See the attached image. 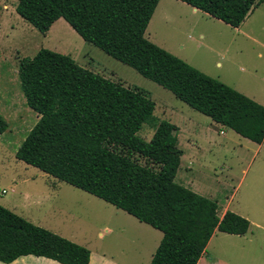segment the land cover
Masks as SVG:
<instances>
[{
    "label": "trees",
    "instance_id": "obj_1",
    "mask_svg": "<svg viewBox=\"0 0 264 264\" xmlns=\"http://www.w3.org/2000/svg\"><path fill=\"white\" fill-rule=\"evenodd\" d=\"M160 0H18L43 34L60 18L86 41L171 91L193 109L262 142L264 105L146 37ZM238 28L264 0H182ZM21 90L40 118L16 157L162 231L150 264H198L216 231L244 235L250 221L177 181L179 127L155 114L148 91L126 86L71 55L41 48L19 63ZM154 129L150 140L139 132ZM9 127L0 114V135ZM35 255L89 264L91 250L0 203V261Z\"/></svg>",
    "mask_w": 264,
    "mask_h": 264
},
{
    "label": "rangeland",
    "instance_id": "obj_2",
    "mask_svg": "<svg viewBox=\"0 0 264 264\" xmlns=\"http://www.w3.org/2000/svg\"><path fill=\"white\" fill-rule=\"evenodd\" d=\"M17 2L0 0V8L4 9V5L11 8ZM190 14L192 21L189 20L185 32H176L172 27L174 21L164 18L169 24L166 25L163 19L161 22L155 19L146 37L166 45L186 57L189 61H185L195 68L264 105V1L238 28L212 18L197 22ZM2 26L0 114L9 122L8 129L0 135L2 205L78 244L111 253L121 262L137 251V264H147L163 236L162 231L126 211L16 157L19 145L39 120V114L27 105L21 90L19 63L24 57H33L39 49L48 48L69 54L81 66L126 86L148 91L156 103L157 117L170 121L171 115L182 126L177 136L179 147L184 151L183 169L190 164L193 153L200 154L201 163H195L189 175L179 168L177 181L189 187L185 181L187 176L210 186L203 195L218 203L219 214L228 207L250 221L244 235L217 232L200 264H216L217 261L264 264V143L258 146L227 127L212 125L209 116L86 42L63 18L47 34L38 31L17 12H9ZM199 28L206 33L203 40L196 35ZM191 121L195 122L197 134L189 131ZM153 133L154 129L148 125L139 132L146 140H150ZM191 138L198 141L199 150L192 145Z\"/></svg>",
    "mask_w": 264,
    "mask_h": 264
},
{
    "label": "crops",
    "instance_id": "obj_3",
    "mask_svg": "<svg viewBox=\"0 0 264 264\" xmlns=\"http://www.w3.org/2000/svg\"><path fill=\"white\" fill-rule=\"evenodd\" d=\"M2 10L6 11V13L4 11H2ZM9 12L11 14L13 12H17L16 11V5L13 6V7H11V8L8 5H4V9L3 8H0V29L3 27L2 26V22H3L4 18L6 17V15H8ZM190 13H192V15L194 17H196L197 22L200 19H204V20L207 21V19L212 18V19L218 20L219 22H222V23L226 24L222 20H219L217 18H214V17L210 16L209 14H207V13H205V12H203V11H201V10L193 7V6H191L190 4H188V3H186V2H184L182 0H160L159 3H158V5H157V7H156V10H155V12L153 14V17H152V19H151V21L149 23V26L151 24H154L155 19L156 20H159L161 22L162 19L164 20V18H167L170 21H174L175 24L172 27H174V30L176 32H181V31L185 32L186 31L185 29H187V25H189V23L192 21V16H191ZM189 20H191V21L189 22ZM164 21H165L166 25H169L168 24V21H166V20H164ZM55 23L52 25V27L50 28V30L53 28V26L55 25ZM149 26H148V28H149ZM148 28H147V31H148ZM199 30L200 31L197 32V34H196L198 36V39H201V40L205 39L206 38V33H204L203 29H200L199 28ZM149 39H151V38H149ZM152 41H154L157 44L159 43V45L161 44L160 42H157L156 40H152ZM161 45L163 47L167 48L166 45L165 46H164V44H161ZM167 50L172 51L169 48H167ZM173 53L175 55L183 58L184 60L189 61V60H187L186 57L182 56L181 54H178L176 52H173ZM39 118H40V116H39ZM168 119L170 120V122L175 123L179 127V130L177 131V135L180 132H182V126L179 123L176 122V120H175L176 118L175 117H171V115H170L168 117ZM189 120H190V118H189ZM191 124H193V125L190 126V124H189V126H188V127H190L189 128V131L192 132V134H197L198 132H197L196 127L194 125L195 122L194 121H191ZM212 125L217 126V127L220 126V125L221 126H224V127H227V126L222 125V124H219V123H217L215 121H213ZM227 128L230 129V130H232V131H234L236 134H238V135H240L242 137L248 138L249 140L257 143L258 146H261L264 143V139H263L262 142H258L256 139L243 136L242 134L238 133L233 128H230V127H227ZM220 132L225 134V132L223 130H220ZM191 141H192V145L195 146L199 150L200 147L198 146V141L197 140H194L193 138H191ZM199 155H200L199 153H193L190 156V158H189L190 159V164L185 165L184 169H183V166L180 165V167H182L181 170H184L187 173L186 175H189V173L193 170V168L195 166V163H201L200 162L201 158H200ZM182 157H184V153H183V156ZM181 164H182V162H181ZM185 181L188 183L189 187H193L191 189H193L194 191H196V192H198V193H200L202 195L205 194V193H207L208 191H206L205 189L207 187H210V186H208L206 184H202L200 181L198 182L195 179H191L190 177L188 178L187 176H186ZM227 210H230V209L228 207H226L224 209V211L222 213H220L219 215L222 217ZM217 232H219V231H216L215 234ZM211 240H212V238H211ZM159 244H157V245L159 246ZM82 245H84V244H82ZM157 247H156V249H157ZM88 248L91 250V258H90L89 264H137L138 261H139V260H137V258H138L137 251H135L134 254L131 253L128 256V260H124V262H121L120 260H118L117 258H115V256H113L111 253L108 254L106 251L94 250V249H92L90 247H88ZM152 257H153V254H152V256H150V259H148L147 264H150V262L152 260ZM202 261H203V256L199 260L198 264H200ZM218 262L219 261H217L216 264H222V263H218ZM0 264H62V263H60V262H58V261H56L54 259L44 257V256L26 255V256L19 257L18 259L14 260L11 263H4V262H1L0 261Z\"/></svg>",
    "mask_w": 264,
    "mask_h": 264
},
{
    "label": "built area",
    "instance_id": "obj_4",
    "mask_svg": "<svg viewBox=\"0 0 264 264\" xmlns=\"http://www.w3.org/2000/svg\"><path fill=\"white\" fill-rule=\"evenodd\" d=\"M3 192H5V190H3Z\"/></svg>",
    "mask_w": 264,
    "mask_h": 264
}]
</instances>
